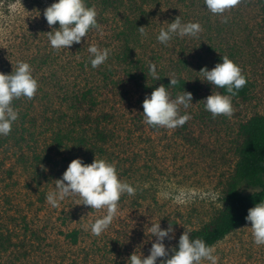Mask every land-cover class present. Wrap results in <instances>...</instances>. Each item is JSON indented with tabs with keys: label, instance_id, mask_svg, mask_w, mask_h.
Masks as SVG:
<instances>
[{
	"label": "rangeland",
	"instance_id": "rangeland-1",
	"mask_svg": "<svg viewBox=\"0 0 264 264\" xmlns=\"http://www.w3.org/2000/svg\"><path fill=\"white\" fill-rule=\"evenodd\" d=\"M261 1L239 0L220 15L206 11L204 0L177 1L175 7L162 1L148 10L158 17L144 26L147 37L137 32L130 39L134 54L129 65L122 60L125 38L118 36L125 30L123 22L111 12L104 13L102 34L95 31L80 44L55 50L46 35L52 28L43 12L56 0H0V72L11 74L19 62H26L41 81L29 99L38 121L36 132L31 128L35 136L29 146L19 156L0 146V264H127L136 251L149 255L155 242L147 228L151 223L173 228L176 239L165 241L171 248L185 231L200 229L217 214L238 160L239 127L264 115ZM85 3L95 6L98 15L104 9L102 0ZM180 16L184 23L201 25L199 37H176L167 46L160 44L156 39L160 28ZM52 27L58 29L59 24ZM92 44L110 49L108 60L96 69L87 51ZM223 56L240 67L251 93L245 101L232 99L230 117L213 118L200 102L216 91L198 73L214 68ZM151 63L160 79L187 82L184 90L192 94L193 104L188 109L180 106L181 115L191 116L185 125L152 130L144 123L142 104L150 93L143 85H164L148 75ZM127 73L136 80H129ZM88 90L99 104L94 117L102 110L114 116L113 123L105 124L110 134L105 144H98L92 132L71 133L79 129L72 124V99ZM169 92L175 99L183 91L171 87ZM45 107L50 108L49 117L42 115ZM87 113V105L79 110ZM59 133L68 135L62 147L55 142ZM96 144L103 153L93 148ZM95 157L113 163L118 177L136 189L134 196H121L116 217L100 236L91 234L90 225L106 215V209L77 205L75 196L55 208L46 202L47 193L55 190V181L73 160L91 164ZM241 190L254 192L244 185ZM210 192L219 194L216 200ZM250 227L249 223L215 246L217 264H264V245L254 244Z\"/></svg>",
	"mask_w": 264,
	"mask_h": 264
},
{
	"label": "clouds",
	"instance_id": "clouds-1",
	"mask_svg": "<svg viewBox=\"0 0 264 264\" xmlns=\"http://www.w3.org/2000/svg\"><path fill=\"white\" fill-rule=\"evenodd\" d=\"M239 0H204L206 11L213 15L223 14L227 9L237 5ZM95 6L88 7L85 0H56L46 8L43 16L52 31L47 33L50 46L55 50L69 49L74 44H80L92 29L102 34V26L97 21ZM226 22V21H225ZM59 24V28L52 26ZM167 28L161 27L156 37L160 44L167 46L176 37H190L197 39L202 31L199 23H184L181 16L173 22H165ZM147 27L137 28L142 38L147 37ZM88 39H86V44ZM90 54V64L93 69L104 64L110 55V49L99 48L92 44L87 49ZM33 70L26 62H19L11 74L0 72V136H8L12 125L18 120V110L13 101L21 97L32 99L37 92L38 82L33 77ZM213 88L225 89L227 95L214 92L203 103L205 111L213 118L231 116L233 112L232 99L246 85V78L240 67L229 57L223 56L222 62L209 70L204 67L198 73ZM148 75L159 80L157 66H148ZM179 79L170 77V86L161 84L155 88L143 101L144 123L155 128L175 129L183 126L191 119L189 114H180V106L188 109L193 103L190 92L183 90L175 99L171 98L169 88L179 84ZM136 189L122 181L113 163L95 157L93 163L86 164L82 159L73 160L61 179L55 181V190L46 195V202L52 207H59L67 197H77V205L89 206L91 209H106V215L91 223L90 231L94 236H100L112 224L118 213V202L123 194L134 196ZM212 200H216L218 193H208ZM82 201V204L80 203ZM246 221L251 224L253 242L257 246L264 245V200L249 209ZM148 231L155 238L148 256L134 252L127 260V264H217L218 257L214 255L215 246L208 245L203 239L192 238L185 231L178 240V244L169 248L165 241L176 239L171 226L162 229L161 223H151ZM163 258V259H161Z\"/></svg>",
	"mask_w": 264,
	"mask_h": 264
},
{
	"label": "trees",
	"instance_id": "trees-1",
	"mask_svg": "<svg viewBox=\"0 0 264 264\" xmlns=\"http://www.w3.org/2000/svg\"><path fill=\"white\" fill-rule=\"evenodd\" d=\"M16 1V0H8ZM166 1L168 5L177 6L180 1L186 3L190 0H102L104 9L97 15V21L102 26L105 24L104 13L111 12L115 20L123 22L124 31H120L118 36L125 38V49L123 50L122 60L129 65L133 64L134 51L128 45L133 35L138 32L137 28L144 27L151 22L153 17H158L153 11L154 5L161 6V2ZM179 1V2H177ZM197 3L199 0H191ZM160 10H157V12ZM262 21L264 24V0L261 1ZM97 31L90 30L87 34L90 35ZM148 72V70H147ZM129 80H136L137 76L127 73ZM165 87L170 85L167 79H160ZM179 84L176 88L184 90L188 88V84L183 79H179ZM41 83L40 80L37 81ZM138 84V83H137ZM157 87L143 85L145 92H151ZM196 89V87L191 88ZM216 92L227 95L225 89L214 88ZM251 93V84L246 80V85L233 97L234 100H247ZM73 103L70 105L75 111L73 117V126H78V131L71 129V133L81 131L82 133L92 132L96 137L97 143L105 144L110 138L109 129L105 124L113 123L114 116L102 112L94 117V112L99 108V104L95 99L92 90L82 93L79 97L72 99ZM14 107L18 110V120L13 123L12 131L8 136H0V146L6 149V153L12 150L16 156L23 153L25 146H29L35 133L31 128L38 129L37 119L33 113L36 111V106L31 100L24 97L13 101ZM85 105L88 106V113L85 115L79 114V110H83ZM49 107L43 109V117H49ZM62 119V117H60ZM151 127V126H150ZM159 127H151L152 130H157ZM239 143L237 147V163L234 170V175L228 182L224 190L222 198V208L217 214L200 229L189 232L192 238L203 239L208 245L216 246L219 242L231 235L238 229L246 226L249 222L246 221L249 209L255 207L257 203L264 200V115H255L248 121L242 123L239 127ZM68 135L57 134L55 142L58 147L64 145V139ZM81 142L84 139L80 140ZM0 147V148H1ZM93 148L98 149L103 153V148L98 147L97 144ZM252 189L254 192L246 194L242 192V186ZM73 239L76 241V234H73Z\"/></svg>",
	"mask_w": 264,
	"mask_h": 264
}]
</instances>
